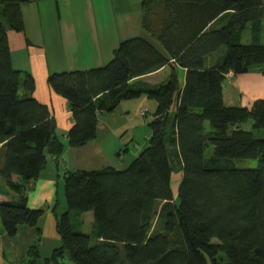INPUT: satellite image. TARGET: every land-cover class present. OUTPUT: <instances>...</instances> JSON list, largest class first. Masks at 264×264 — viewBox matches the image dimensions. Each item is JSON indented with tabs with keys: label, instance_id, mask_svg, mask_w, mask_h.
<instances>
[{
	"label": "trees",
	"instance_id": "1",
	"mask_svg": "<svg viewBox=\"0 0 264 264\" xmlns=\"http://www.w3.org/2000/svg\"><path fill=\"white\" fill-rule=\"evenodd\" d=\"M36 1L0 0V194L8 196L0 222L8 238L34 231L25 264H264V99L251 107H228L223 99L230 74L261 66L264 75V0H144L141 27L150 39L121 41L103 67L49 75L72 114L65 139L34 97L33 75L12 65L8 34L24 32L22 7ZM248 24L253 39L243 44ZM222 48L225 56L207 67ZM166 66L162 82L142 80ZM141 97L157 104L148 146L126 169L59 177L67 211L60 215L56 202L60 244L42 258L39 222L48 206L31 209L28 199L49 159L59 164L67 147L94 141L102 114ZM247 159L259 166H235ZM89 212L92 234L75 232L72 213Z\"/></svg>",
	"mask_w": 264,
	"mask_h": 264
},
{
	"label": "crops",
	"instance_id": "2",
	"mask_svg": "<svg viewBox=\"0 0 264 264\" xmlns=\"http://www.w3.org/2000/svg\"><path fill=\"white\" fill-rule=\"evenodd\" d=\"M53 1L38 0L32 4L24 5L22 7L25 22L24 33L10 31L8 38L13 67L22 71H31L30 73L36 81L34 97L49 107L56 120L57 135L65 139L73 127V118L68 102L50 89L47 81L49 75L63 71L103 67L112 60L113 52L121 41L135 36L150 38L141 27L144 0H62L66 4L63 9H61L59 1L56 3ZM107 2L111 4V13L102 11V7ZM101 3L104 5L99 9ZM55 6L56 15L52 11ZM36 47L38 50H35ZM26 54H28V58ZM217 56L218 53L207 58L208 65L206 64V66H213L217 62L215 58ZM29 57L31 61L28 63ZM169 71V67L166 66L156 73L143 77L142 80L150 84H158L169 75ZM178 71L183 82L186 71L183 69ZM250 72L238 76L230 74V77L227 78L226 82L230 83L236 80V86L241 85V87L237 89L235 86L232 87L239 96V105L236 106L234 105V96L232 93H226L224 85L223 99L226 106L251 107L255 101L264 99V75L260 72ZM255 82L257 83L256 87L249 89L248 85L252 84L253 86ZM227 100H230L228 104ZM156 109L157 104L147 97L124 101L114 112L100 116L96 140L82 148L67 147L59 164L53 158L49 159L46 170L42 172L36 183L35 191L29 195L28 199V206L31 209H38L49 203L47 213L39 222V226L43 230V239L40 243L41 253L44 251V246L51 242L54 244V248L60 244L53 213L56 202H58L57 212H59L61 204L59 193L62 190L57 188L59 177L67 171L86 170L82 169L84 165L78 161L79 158L84 163L94 162L96 159L108 161L112 157L121 161L129 144H136L135 147L139 151L136 153L138 157L144 148L139 149L141 148L140 144L143 143L136 142L137 138L133 136L134 128L138 125V122L133 118L135 114L142 116V112H145L146 115L154 114ZM146 115L142 117H146ZM150 135L151 132L145 136L146 144L149 143ZM107 136L116 146L114 149H110L109 154L106 151L108 147H105V150L100 144V141L103 140L102 137ZM132 162L128 165L122 163L120 166H126V169ZM104 167L110 166L102 165L96 170ZM17 179L18 177L14 176L13 180ZM7 199L8 196L0 194V202ZM47 228L50 231L49 237ZM21 231L26 232L27 230L22 228ZM29 233L33 238L34 231L30 230ZM33 241L34 239L31 243Z\"/></svg>",
	"mask_w": 264,
	"mask_h": 264
},
{
	"label": "rangeland",
	"instance_id": "3",
	"mask_svg": "<svg viewBox=\"0 0 264 264\" xmlns=\"http://www.w3.org/2000/svg\"><path fill=\"white\" fill-rule=\"evenodd\" d=\"M58 1L60 3L61 9H63L65 2L62 0H54L53 3H56ZM102 5H104V4L101 3L99 5V9L101 8ZM110 6H111L110 2H107L105 4V6L102 7V11H104L105 13H111ZM65 7H66V4H65ZM131 9L133 10V7H131ZM52 11L56 15V6H55V8H53ZM260 32H261L260 33V42L262 44H264V19H262V25H261V31ZM252 39H253L252 24H248L246 26V29L243 31V34H242V43L243 44H249V43H251ZM35 50H38V48L36 47ZM15 51L17 53L16 49H15ZM26 55L28 58V54H26ZM221 56H225V48H222L220 50V52H218V56L215 57L217 59V61L219 60V58ZM30 61H31V59L29 57L28 63ZM206 64L208 65V63H206ZM260 67L261 66H256L251 72H260L259 71ZM63 72H65V71H63ZM229 77H230V75L228 76V78ZM236 82H237L236 80L231 81L230 83L226 82L225 83V91H226V93H232V95L234 96L233 100H235L234 105L237 106V105H239V96L235 93L237 91H235V92L233 91L232 87L235 86V89H237L238 87H241V85L236 86ZM256 84H257L256 82L253 84V86H252V84H249L248 88L249 89L255 88ZM21 95H22V92H21ZM229 101L230 100H227V104L229 103ZM143 113L144 112H142V114ZM152 114H147L146 117H142L144 115L141 116L140 114H135V116L133 118L134 121L138 122V125L134 128L135 131L133 132V136L137 138L136 142L141 141L143 143V144H140L141 148H139V149H142V148H145L148 146V144H146V141H145V136L149 135V133H150L149 123L152 120V116H153ZM146 129H147V132H145ZM261 136H264V133ZM102 139L103 140L100 141V144L102 147H104L105 150H106L105 147H108V150H106L107 153L111 151L110 149H114L116 147L114 142L111 143L112 139H110L108 136L104 137V138L102 137ZM135 145L136 144L133 143V144H129L127 146L128 149H127V151H124L125 156L121 161H118L114 157H112L111 159L109 158L108 161L96 159V161H94V162L84 163L81 161L80 158L78 159V161L82 165H84L83 166L84 168H82V169H86V170H96V169L102 167V165L114 167L116 169H125L126 166H120V165L122 163H127V165H128V163L132 162L135 159V157H137V155H138L136 153H138L139 151H138V149H136ZM212 154H213V147H210L206 151V156L210 157ZM235 166L237 168H241V169H254V168H257L259 166V161L257 159L235 160ZM181 179H182V171H181V169H179V170L177 169L172 176V186H171L172 190L175 194H177V192H178ZM0 187H2V185H0ZM59 196H60V203L61 204H60V208H59L58 213L60 215H62L63 213H65L67 211L66 210L67 206H66V201H65L63 191L61 193H59ZM45 206H49V203L46 204ZM71 222L73 224V228H74L75 232H79V233L86 234V235L92 234V230H93V225H92L93 213L92 212L81 214V215L80 214L76 215L75 213H72ZM2 230H3V228H2V225L0 222V264H25L27 261V251L32 244L31 241L34 239V236L32 238V235L30 236V233H29V231L32 229L26 228V230H27L26 232L21 231L22 230L21 229L19 231L18 235L14 238L6 237L3 234ZM49 235H50V231H49V228H47V236L49 237ZM56 247H58V246H55V248ZM53 249H54V244L52 242L50 244L45 245L43 248L44 251L41 253L42 258L49 257L51 255V253H52L51 251ZM3 254H4V256H3ZM220 256L223 258L225 257L224 254H221ZM66 262L69 263L67 260H66Z\"/></svg>",
	"mask_w": 264,
	"mask_h": 264
},
{
	"label": "built area",
	"instance_id": "4",
	"mask_svg": "<svg viewBox=\"0 0 264 264\" xmlns=\"http://www.w3.org/2000/svg\"><path fill=\"white\" fill-rule=\"evenodd\" d=\"M142 115H144V116H145V115H146V113L144 112Z\"/></svg>",
	"mask_w": 264,
	"mask_h": 264
},
{
	"label": "water",
	"instance_id": "5",
	"mask_svg": "<svg viewBox=\"0 0 264 264\" xmlns=\"http://www.w3.org/2000/svg\"><path fill=\"white\" fill-rule=\"evenodd\" d=\"M61 183H63L64 181L61 179V181H60Z\"/></svg>",
	"mask_w": 264,
	"mask_h": 264
}]
</instances>
